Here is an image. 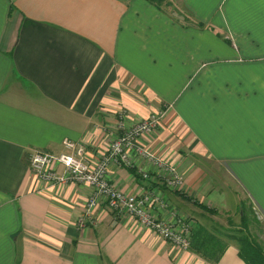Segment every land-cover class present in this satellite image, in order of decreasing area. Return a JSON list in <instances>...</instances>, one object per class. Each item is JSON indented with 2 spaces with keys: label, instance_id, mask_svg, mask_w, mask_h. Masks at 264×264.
Listing matches in <instances>:
<instances>
[{
  "label": "crops",
  "instance_id": "0c3cea01",
  "mask_svg": "<svg viewBox=\"0 0 264 264\" xmlns=\"http://www.w3.org/2000/svg\"><path fill=\"white\" fill-rule=\"evenodd\" d=\"M155 114L141 143L163 163L133 149L111 183L178 230L244 203L264 219V0H0V264H247L233 240L212 263L103 200L79 226L93 186L30 167L64 139L95 164Z\"/></svg>",
  "mask_w": 264,
  "mask_h": 264
},
{
  "label": "built area",
  "instance_id": "2783aa9c",
  "mask_svg": "<svg viewBox=\"0 0 264 264\" xmlns=\"http://www.w3.org/2000/svg\"><path fill=\"white\" fill-rule=\"evenodd\" d=\"M161 116L152 115L147 120L139 122L134 127L118 136L103 153L99 162L93 164L86 155V147L81 142L64 139V151L49 152L34 150L30 153L31 169L43 180L53 183L87 182L93 186V194L88 199L84 213L78 220L79 226H87L92 219V211L100 200L114 212L126 211L133 214L140 222L152 227L167 241L189 248L190 235L184 225L183 230H178L164 220L156 219L146 205V200L136 193L125 192L119 189L108 179V169L112 163L118 165H132L131 151L135 149L145 158H156L150 150L141 143V138L146 137L157 125ZM63 166L64 174H58L57 167ZM172 175L168 182L179 185L183 176L172 168ZM144 179H150L148 172L142 171Z\"/></svg>",
  "mask_w": 264,
  "mask_h": 264
},
{
  "label": "trees",
  "instance_id": "16d2710c",
  "mask_svg": "<svg viewBox=\"0 0 264 264\" xmlns=\"http://www.w3.org/2000/svg\"><path fill=\"white\" fill-rule=\"evenodd\" d=\"M153 3H162L165 0H149ZM246 204L244 203L242 206V227L248 229V225L250 223L249 215L246 209ZM207 209V207H205ZM210 212H213L211 208H209ZM253 221H256L258 224H261V228L264 227V222H262L254 210L253 206H250V211ZM195 227L191 229V245L190 249L200 256L204 257L208 261L212 263H216L226 248L229 245L230 239H236L239 243V255L241 258L247 262V264H264V251L262 249L261 244L258 240L251 238V236L247 234H243V229L240 228V231L243 235H238L237 233L230 232H219L217 228L210 229L207 226H204L199 220L196 221ZM260 229V228H259ZM264 229V228H263ZM261 229V230H263ZM215 230L217 232H215Z\"/></svg>",
  "mask_w": 264,
  "mask_h": 264
},
{
  "label": "rangeland",
  "instance_id": "374dc122",
  "mask_svg": "<svg viewBox=\"0 0 264 264\" xmlns=\"http://www.w3.org/2000/svg\"><path fill=\"white\" fill-rule=\"evenodd\" d=\"M176 2V1H175ZM174 2V3H175ZM172 6H174V5H172ZM177 7V10L178 11H180V7L179 6H174V7H172L173 9H174V11H175V8ZM171 8V9H172ZM183 16H178V18L180 19V21H182V18ZM135 126V125H134ZM134 126H132V127H134ZM131 127V128H132ZM128 129H130V128H128ZM128 129H126L125 131H127ZM124 131V132H125ZM123 132V133H124ZM122 133V134H123ZM122 134H120V135H122ZM119 135V136H120ZM166 182L168 183V185L169 184H171L170 182H168V179L166 180ZM243 208L241 207V209H239V211L237 212V213H235L234 215H233V217H234V219L236 220V221H234L235 223H233V224H231V223H229L227 220H226V215L225 214H220V216H218V217H223V219H222V222H223V224L221 225H218V226H216V225H214V227H216L217 228V231H219V232H230V233H237L238 235H245V234H249L250 236H251V238H253V239H255V240H258V242L261 244V246H262V249H263V251H264V227L263 228H261V224H258L256 221H253V218H252V216H250L251 215V212H249L250 211V206H249V204L248 203H246V207H244V209H246L247 210V212H248V215H249V213H250V215L248 216L249 217V219L251 220L250 221V223H249V225H248V229H245L244 227H242V212H241V210H242ZM255 211H256V213H257V215H258V218L262 221V222H264V219L261 217V215H260V213L258 212V210L257 209H254ZM200 211V209H198V212ZM211 212L209 211V214H210ZM192 215H193V213H191ZM206 214V213H205ZM208 215V214H207ZM197 216V215H196ZM209 216V215H208ZM199 218H200V216H199ZM240 218H241V220H240ZM240 223V224H239ZM194 223H192V222H189L188 220H187V222L185 223V227H186V230H187V233H189V235H190V237L192 236L191 235V229H192V225H193ZM240 228H242L244 231H243V234L240 232V231H238V229H240ZM260 228V229H259ZM261 229H263V230H261ZM216 230H215V232H217ZM230 240H233V241H235L238 245H239V243H238V240H236V239H230ZM229 240V241H230ZM190 244H191V241H190ZM188 249H190V246H189V248Z\"/></svg>",
  "mask_w": 264,
  "mask_h": 264
}]
</instances>
